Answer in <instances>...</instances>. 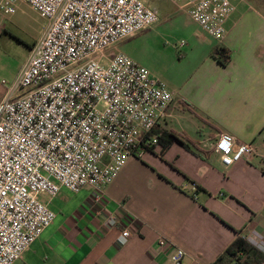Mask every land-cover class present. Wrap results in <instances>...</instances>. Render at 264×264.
Returning <instances> with one entry per match:
<instances>
[{
    "label": "built area",
    "instance_id": "1",
    "mask_svg": "<svg viewBox=\"0 0 264 264\" xmlns=\"http://www.w3.org/2000/svg\"><path fill=\"white\" fill-rule=\"evenodd\" d=\"M22 1L48 24L17 77L2 81L0 264H17L55 221L41 195L54 198L62 189L77 194L85 187L104 194L128 159L158 145L150 134L166 121L174 100L167 85L130 56H108L111 47L159 22L158 11L144 0ZM173 1L221 40L237 0ZM16 2L0 0V10L14 14ZM211 146L226 167L256 153L228 133ZM118 224L112 215L108 225ZM131 236V225L124 226L117 246H126ZM246 238L264 251L262 237ZM153 250L172 264H184L187 255L164 237Z\"/></svg>",
    "mask_w": 264,
    "mask_h": 264
},
{
    "label": "crops",
    "instance_id": "2",
    "mask_svg": "<svg viewBox=\"0 0 264 264\" xmlns=\"http://www.w3.org/2000/svg\"><path fill=\"white\" fill-rule=\"evenodd\" d=\"M144 2L159 15V8L171 17L175 13L169 0L159 6ZM235 3L221 40L178 9L199 29L174 46L180 59L169 87L174 100L160 127L175 132L188 147L174 144L162 153L157 146L130 158L102 195L91 187L77 194L62 189L54 198L41 195L56 219L17 264H172L153 252L159 237L186 252L184 264H213L239 233L264 241V11L249 0ZM35 44L16 66L0 51V102L7 92L2 81L17 77ZM220 47L232 54L228 66L212 54ZM137 56L134 61L155 78ZM186 111L198 121L196 135L179 124ZM224 133L252 144L255 156L224 166L211 146ZM112 215L119 220L116 228L108 225ZM126 225L132 236L119 248L116 240Z\"/></svg>",
    "mask_w": 264,
    "mask_h": 264
},
{
    "label": "rangeland",
    "instance_id": "3",
    "mask_svg": "<svg viewBox=\"0 0 264 264\" xmlns=\"http://www.w3.org/2000/svg\"><path fill=\"white\" fill-rule=\"evenodd\" d=\"M153 1L155 4L157 2L159 6L160 3L167 0ZM169 1L171 4L173 3L172 12H175L172 17L159 8L160 20L157 24L142 31L138 37H130L124 42L121 41L120 45L111 47L108 56H112L117 51L121 52V49L125 47L128 48L130 53L126 52V54L132 59L133 55H139L140 57L137 56V58L150 68L156 80L164 82L170 90L173 87L170 86L172 85L171 78L177 74L180 65V59L177 58L174 46L179 43L181 38H186L187 33L194 32L199 28L194 22L188 20L189 18L185 13L178 12V9L181 11V8L185 10L182 5L173 2V0ZM249 1L264 11V0ZM47 24L46 18L22 0H17L14 14L6 15L0 10V25L4 26V31L0 34L1 55L8 60L11 66L24 62L28 57L29 48L41 38ZM145 35H148L147 37L151 35L154 37L155 35L156 38H147ZM105 63H107L106 60ZM141 66L145 67L144 65ZM183 114V120H180L179 124L196 135L194 126L197 125V119L187 111Z\"/></svg>",
    "mask_w": 264,
    "mask_h": 264
},
{
    "label": "trees",
    "instance_id": "4",
    "mask_svg": "<svg viewBox=\"0 0 264 264\" xmlns=\"http://www.w3.org/2000/svg\"><path fill=\"white\" fill-rule=\"evenodd\" d=\"M212 54L223 66H228L232 60V54L226 48L215 49ZM150 136L158 138L157 146L162 147V153L174 144L188 147L175 132L165 128L157 127ZM154 148L151 147L149 150ZM213 264H264V252L250 243L246 236L239 233L233 243Z\"/></svg>",
    "mask_w": 264,
    "mask_h": 264
}]
</instances>
